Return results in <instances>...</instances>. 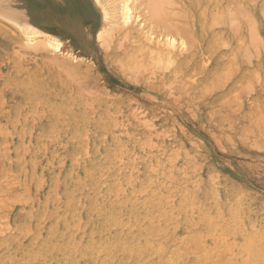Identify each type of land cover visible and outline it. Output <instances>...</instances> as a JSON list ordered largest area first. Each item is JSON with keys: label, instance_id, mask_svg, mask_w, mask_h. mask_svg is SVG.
<instances>
[{"label": "rangeland", "instance_id": "obj_1", "mask_svg": "<svg viewBox=\"0 0 264 264\" xmlns=\"http://www.w3.org/2000/svg\"><path fill=\"white\" fill-rule=\"evenodd\" d=\"M84 1L0 0V264H264V0Z\"/></svg>", "mask_w": 264, "mask_h": 264}, {"label": "bare ground", "instance_id": "obj_2", "mask_svg": "<svg viewBox=\"0 0 264 264\" xmlns=\"http://www.w3.org/2000/svg\"><path fill=\"white\" fill-rule=\"evenodd\" d=\"M82 1H83V0H82ZM144 1H145V0H144ZM161 1H162L163 3H166V2L168 3V2H170V1H166V2H165V0H161ZM84 2H87V0L84 1ZM159 2H160V1H159ZM159 2H158V0H148V2H144V3H147V4H145L146 6H147L148 3H149L150 6H149V5H148V6H149L150 8L152 7L153 10H149V12H151V11H152V12H155V13H154V14H155L154 16H153V13H151V16H150V14H149V17H148V18H150V17L153 16V17H152L153 19L151 18V24L156 23V25L159 24V27H160V25L162 24V22L164 23V26H165V25H168L170 19H169V20L166 19L167 17H165V16H163V17H165L164 19H163V18L161 19V16H162V15H161V12L165 11V9L163 8V6L160 5V7H162V8L164 9L163 11H160L161 9L159 8V4H161V3H159ZM97 3L102 7L103 15L105 16V19L110 18V15H112V13H113L112 11H116V10L118 11V13H119V17H120L121 20H125V19H127V16H128V13H129V4H128V0H105L104 2H102V1H98ZM170 3H171V2H170ZM168 5H169V4H168ZM148 6H147V7H148ZM170 6H171V5H170ZM147 7H145V8H147ZM149 7H148V8H149ZM259 8H260V7H259ZM3 9H5V8H3ZM3 9H2V10H3ZM7 9H8V8H7ZM7 9H6V10H7ZM158 9H160V10H158ZM8 10L10 11L11 9H8ZM144 10H145V9H144ZM3 11H4V10H3ZM159 11H160V12H159ZM170 11H171V10H170ZM12 12H13V11H12ZM158 12H159L160 14H158ZM231 12H232V11H231ZM3 13H4V12H3ZM13 13H14V12H13ZM13 13L6 12V14L4 13L3 15H4V16H10V15H13ZM1 14H2V12H1ZM162 14H163V13H162ZM245 14H246V13H245ZM159 15H160V16H159ZM163 15H164V14H163ZM175 15H176V14H175ZM240 15H241V14H240ZM243 15H244V14H243ZM233 17H234V16H233ZM111 18H112V16H111ZM248 18H249V17H248ZM142 19H143V18H142ZM165 19H166L167 22L165 21ZM173 19H174V18H173ZM230 19H231V17H230ZM147 20H149V19H147ZM250 20L253 21L251 18H249V19H248V22H249ZM141 21H142V20H141ZM149 21H150V20H149ZM152 21H154V23H153ZM170 21H171V20H170ZM160 22H161V23H160ZM165 22H166L167 24H165ZM171 22H172V21H171ZM177 22H178V21H177ZM230 22H232V19L230 20ZM144 23H145V22H144ZM147 23H148V21H147ZM180 23H181V22H180ZM232 23H233V22H232ZM245 23H246V22H245ZM250 23H251V22H249V24H250ZM252 23H253V22H252ZM148 24H149V23H148ZM176 24H177V23H176ZM247 24H248V23H247ZM249 24H248V25H249ZM185 25H186V24H185ZM229 25H230V24H229ZM162 26H163V24H162ZM169 26H170V24H169ZM231 26H232V25H231ZM249 26H250V27H249L250 30H252V31H250L252 34L249 32V33H250V35H249L250 38H252V39L254 40V42L256 43V45H260L261 43H260V41L258 40V39L260 38V36H259V38H258V36L255 37L254 30H253V29H255V28H254V27L251 28V27H252L251 24H250ZM148 27H149V25H148ZM150 27H151V26H150ZM152 27L155 28V24H154V26H152ZM152 27H151V28H152ZM166 27H167V26H166ZM166 27H164L163 29L161 28L162 31H163V30L165 31V28H166ZM174 27H175V26H174ZM183 27H184V26H183ZM237 27H238V26H237ZM17 28L19 29V30H18L19 32L23 33L24 36H23V35H22V36H23V37H26V38H28V39L30 38V35H31V34H37L36 31H35L34 29H32V28L30 29V28H28V27H26V26H23V25H17ZM153 28H152V29H153ZM157 28H158V27H157ZM168 28H169V27H167L166 31H168ZM170 28H172V27H170ZM185 28H186V27H185ZM233 28H234V27H233ZM247 28H248V27H247ZM158 29L160 30V28H158ZM175 29L181 30V29L178 28V26H177V28H175ZM147 30H148V29H147ZM149 30H150V29H149ZM171 30L173 31V28H172ZM171 30L169 29V32H171ZM185 30H186V29H185ZM185 30H184L183 32L186 33L187 31H185ZM107 31H109V30H107ZM236 31H237V30H236ZM153 32H155V30H154ZM180 32H181V31H180ZM183 32H181V33H183ZM158 33H159V32H158ZM166 33H168V32H166ZM166 33H165V34H166ZM176 33H177V31H176ZM45 34H46V33H45ZM171 34H172V33H171ZM173 34H174V33H173ZM183 34H184V33H183ZM46 35H47V38L49 39L48 41H52L51 37H53L54 35H50V34H48V33H47ZM174 35H175V34H174ZM247 35H248V34H247ZM180 36H181V35H180ZM181 37H182V36H181ZM183 37H184V36H183ZM250 38H249V41H250V42H253L252 40H250ZM257 38H258V39H257ZM260 40H261V39H260ZM245 42H246L245 44H246V45L248 46V48H249V42H248V41H245ZM163 43H164V42H163ZM163 43H162V44H163ZM169 43H172V42H170V41H166V42H165V45H166V44L169 45ZM254 45H255V44H254ZM163 46H164V44H163ZM250 46H251V45H250ZM256 47H257V46H256ZM256 47L254 46V48H256ZM248 48H247V49H248ZM252 48H253V46H252ZM254 48H253V49H254ZM247 49H246V50H247ZM257 49H258V47H257ZM246 50H244V51H246ZM149 51H150V50H149ZM152 51H153V50H152ZM165 51H166V50H165ZM165 51L162 52L161 54H163V53H164V54H165V53H168L167 51H166V52H165ZM160 52H161L160 50H157V53H156L155 50H154V54L156 53V54L154 55V58H155L156 63L158 64V66L165 65V63H166V64L168 63L167 59H162V58L164 57V55L160 56V55H161ZM253 52H254V51H253ZM150 53H153V52L150 51ZM247 53H248V51H246V54H247ZM157 54H158V56H157ZM248 54H249V53H248ZM249 55H251V54H249ZM249 55H247V56L245 55V56L248 58ZM165 56H169V54H167V55L165 54ZM149 57H152V58H151V59L153 60L152 63L155 62L154 59H153V55H152V54H149ZM157 57H158V59H156ZM159 57H160V58H159ZM244 58H245V57H244ZM150 62H151V60H150ZM152 63H151V64H152ZM156 63H154V67H155V64H156ZM157 64H156V65H157ZM170 64H171V63L169 62V63H168V67L170 66ZM164 67H165V66H164ZM150 68H151V65H150ZM164 69H165V68H164ZM166 69H167V68H166Z\"/></svg>", "mask_w": 264, "mask_h": 264}, {"label": "crops", "instance_id": "obj_3", "mask_svg": "<svg viewBox=\"0 0 264 264\" xmlns=\"http://www.w3.org/2000/svg\"><path fill=\"white\" fill-rule=\"evenodd\" d=\"M29 15L31 16V13H30V11H29Z\"/></svg>", "mask_w": 264, "mask_h": 264}]
</instances>
